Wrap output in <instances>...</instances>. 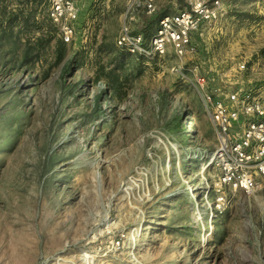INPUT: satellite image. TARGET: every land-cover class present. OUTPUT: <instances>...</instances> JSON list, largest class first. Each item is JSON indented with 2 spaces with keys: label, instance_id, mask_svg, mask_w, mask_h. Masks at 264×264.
Returning a JSON list of instances; mask_svg holds the SVG:
<instances>
[{
  "label": "rangeland",
  "instance_id": "obj_1",
  "mask_svg": "<svg viewBox=\"0 0 264 264\" xmlns=\"http://www.w3.org/2000/svg\"><path fill=\"white\" fill-rule=\"evenodd\" d=\"M76 1L65 42L48 0H0V264H264V179L221 186L200 85L264 91V0H220L181 57L118 37L187 0Z\"/></svg>",
  "mask_w": 264,
  "mask_h": 264
},
{
  "label": "built area",
  "instance_id": "obj_2",
  "mask_svg": "<svg viewBox=\"0 0 264 264\" xmlns=\"http://www.w3.org/2000/svg\"><path fill=\"white\" fill-rule=\"evenodd\" d=\"M49 15L61 31V38L70 42L79 17L76 0H48ZM146 9L155 10L153 0ZM220 0H187L186 6L160 20L159 29L147 40L142 34H133L124 25L118 45L132 53L162 56L171 47L176 55L193 51V37L206 25L215 23L222 15ZM134 19V17H131ZM202 36V33H200ZM245 63L237 68L243 71ZM231 84V83H230ZM204 111L212 122L216 146L210 164L217 169L216 176L223 185H234L244 192L257 189L264 179V91L252 88L228 91L222 86L215 91L205 90V79H200Z\"/></svg>",
  "mask_w": 264,
  "mask_h": 264
},
{
  "label": "bare ground",
  "instance_id": "obj_3",
  "mask_svg": "<svg viewBox=\"0 0 264 264\" xmlns=\"http://www.w3.org/2000/svg\"><path fill=\"white\" fill-rule=\"evenodd\" d=\"M185 122V125H187V127H188V131H189V133H190V135L191 136H193V135H195L196 134V131H195V129H194V126H192V124H191V121L186 117V121H184ZM175 149L178 151V153H179V150L177 149L178 147L176 146V144H175ZM197 152V151H196ZM182 176V175H181ZM183 180V179H182ZM187 190H191L192 191V194H193V196H191V198H193V199H197V196H196V193H195V191H194V188H193V186L192 185H189V187L187 188ZM189 192V191H188ZM192 199V200H193ZM204 206V205H203ZM202 208V207H201ZM202 209H204V208H202ZM199 210H200V208H199ZM198 210V211H199ZM200 212V211H199ZM205 212V211H204ZM201 214V213H200ZM200 218L202 219L203 217H202V214H201V216H200ZM83 264H89L88 262H83Z\"/></svg>",
  "mask_w": 264,
  "mask_h": 264
}]
</instances>
